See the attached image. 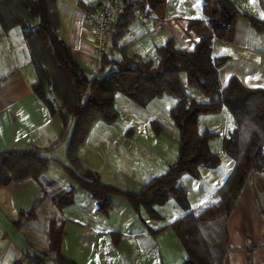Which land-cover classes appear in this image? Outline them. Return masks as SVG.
Instances as JSON below:
<instances>
[{
  "label": "trees",
  "instance_id": "16d2710c",
  "mask_svg": "<svg viewBox=\"0 0 264 264\" xmlns=\"http://www.w3.org/2000/svg\"><path fill=\"white\" fill-rule=\"evenodd\" d=\"M161 3L162 0H139L141 10L148 13ZM203 14L214 36L202 38L192 51L179 50L168 40L156 47L153 55L143 58L128 55L129 46L120 43L136 22L135 8L125 6L123 14L108 31L99 71L91 78L60 35L56 0H0V37L16 27L22 30L37 75L33 91L51 114L61 120L65 131L71 120L74 123L67 146L71 163L79 160V151L94 123L112 124L117 120V94L141 107L163 96L176 100L170 118L179 131L178 157L164 175L152 179L139 193L108 187L93 173L82 177L70 167L65 166V170L95 199L98 212L102 214L111 211L112 196L125 199L136 212L144 210L153 219L161 218L155 207L176 200L186 214L151 233L158 234L171 226L187 254L182 264H223L229 216L250 175H264V89L249 90L236 77L223 89L219 69L227 58L213 57L214 40L232 43L239 18L247 20L260 34H264V20L241 11L232 0H204ZM198 24L201 23L193 25ZM114 53H119L121 58L115 59ZM109 68L110 72L106 73ZM181 73L187 75L189 86L201 91L208 103H198L187 93L181 83ZM224 108L234 120V128L223 140V152L232 159L233 170L212 196L190 210L187 190L180 184L182 176L189 174L199 178L201 168H216L221 163L220 155L209 147L210 140L217 135L209 130L199 132L198 118ZM161 130V127L156 128L158 133ZM48 165L49 159L36 148L3 153L0 155V189L39 181ZM64 195L60 198L59 210L74 203L73 190ZM24 213L17 220L20 226ZM65 226V220L49 221V251L54 255L55 264H76L62 254ZM31 261L44 264L43 257L38 255L32 256Z\"/></svg>",
  "mask_w": 264,
  "mask_h": 264
},
{
  "label": "crops",
  "instance_id": "0c3cea01",
  "mask_svg": "<svg viewBox=\"0 0 264 264\" xmlns=\"http://www.w3.org/2000/svg\"><path fill=\"white\" fill-rule=\"evenodd\" d=\"M232 1L241 11L253 15L259 20H264V0ZM94 2L95 0H56L60 19V35L72 49L74 58L84 72L91 78L97 75L100 67V57L96 51V35L93 27L86 21L87 13L93 9ZM203 4L204 0H162V3L157 5L154 11L155 22L152 25L157 27L155 34L152 37H147L144 35L141 26L135 22L129 27L127 35L120 43L129 46L130 55H139L143 58L153 55L155 48L164 45L168 40H172L179 50L192 51L202 38L214 36L212 27L205 20ZM195 22L201 24L193 25ZM14 30L15 28L0 37V155L14 151L24 152L33 148L38 149L39 152H49L51 155L65 134L69 133L73 121H70L65 131L61 120L51 114L48 107L33 91L32 85L37 81L35 67L31 62L22 30L20 29L21 35L19 34V36ZM13 34H17L19 41L22 38L21 42L25 45V48H22L18 44L19 52L16 50L13 40L11 41ZM213 57L227 58V62L219 69V78L223 89L228 86L232 77H236L249 90L264 89V34L256 32L247 20L239 18L236 21L235 39L232 43L214 40ZM180 79L187 93L194 100L202 104L209 102L201 91L189 86L185 73L180 74ZM121 98L120 94L115 96L117 111L119 110V100H123ZM130 105L133 108L131 103ZM163 105H167V108ZM175 105V99L163 96L153 100L144 110L155 113L159 111L164 113L167 119L168 113ZM220 115H223L227 124L225 128L223 126V128L217 129L216 124L211 122L209 118ZM167 125V127H173L177 130L176 145L179 149V131L170 117L167 119ZM233 128L234 120L226 109L218 114H202L198 118L199 132L209 130L217 135L210 140L209 147L212 152L220 155L221 162L224 154L223 140ZM147 136L152 138L149 132H147ZM123 140L124 136L121 138V141ZM220 140L222 141L221 146ZM132 142L135 140L129 141L125 138L123 141L124 154L133 159L140 157L141 166L143 164L141 159L146 158L150 172L145 175H137L135 171L131 178L122 174L123 171L114 172L112 169L105 180H101V182L122 192L139 193L152 179L160 177L168 171L178 157V150L174 160L169 159L166 162L162 160L161 156L158 158L154 153L144 155L137 152ZM215 142H218V145ZM213 144L217 145L215 150L212 149ZM85 152L82 158L85 162L84 166L92 168L91 163L87 162ZM63 157L67 161V147L66 155ZM54 159L55 162L58 160ZM58 164L62 166L61 163ZM213 170L216 171V169ZM205 172L208 171L203 168L201 174ZM188 176L184 174L181 180L184 181ZM34 184L36 182L26 185L12 184L0 189V192H5L3 194L7 196L6 194L12 186H22L23 190L33 187ZM3 198L4 195L1 199ZM6 199L7 197L4 198V200ZM93 200L94 202L91 201L90 206L91 212L82 207L84 214H92V219L98 218V206L94 198ZM124 201L117 196L110 197L113 207L116 205L125 206ZM75 203L77 204L74 201L73 204ZM53 205L56 206L54 201ZM64 214L61 211L60 216L62 217ZM19 217L20 215H18V219ZM64 220L66 230L69 222ZM12 221L15 220H10V222ZM74 223L79 224V227L84 228V230L90 229L88 226L90 221L88 223L82 222V224L78 221ZM99 231L105 236H110L112 233L111 229L106 232L104 230ZM227 231L228 240L223 264H264V175L259 173L250 175L234 210L229 216Z\"/></svg>",
  "mask_w": 264,
  "mask_h": 264
},
{
  "label": "rangeland",
  "instance_id": "374dc122",
  "mask_svg": "<svg viewBox=\"0 0 264 264\" xmlns=\"http://www.w3.org/2000/svg\"><path fill=\"white\" fill-rule=\"evenodd\" d=\"M14 31L18 36L21 33L18 27ZM17 34L11 36V41L13 40L19 52L18 44L22 48H25V45L21 42L22 38L20 41L17 40ZM128 55H130L129 52ZM113 56L115 59L121 58L119 53H114ZM109 72L110 68L106 69V73ZM120 95L123 100H119L118 104L119 117L112 124L102 121L94 123L85 141L87 145L84 144L79 151V162L71 163L69 159L65 161L63 157L66 155V147L71 139L73 123L69 133L63 137L62 143L59 142L53 149V154L40 152L49 158V165L47 172L33 187L22 190V186H12L7 196L3 194L5 192H0V264H16L19 260L20 264H34L31 261L34 255L43 257L44 264H55L54 255L49 251L47 240L48 224L53 218L66 219L69 222L62 244V254L76 264H182L186 260L185 249L171 226L158 234L151 233L168 226L186 214L176 200L172 199L162 206L155 207L156 212L161 216L160 219L150 218L144 210L140 213L136 212L123 198L121 200H125L123 202L125 206H112L108 214L98 212V218L92 219V214H84L82 210L84 207L91 212V201L94 202L92 196L83 190L65 170V166L70 167L82 177H88L89 173H93L103 181L112 169L114 172L123 171L122 174L131 178L135 171L137 175L149 173L146 158L141 159L143 161L141 166L140 157L133 159L124 154L125 138L129 141L135 140L132 144L137 152L144 155L154 153L166 162L169 159L174 160L178 150L177 130L167 127L170 113L166 119L164 113L144 110L148 105L141 107L124 95ZM163 106L167 108V105ZM209 120L216 124L217 129L223 126L225 128L227 124L223 115L212 116ZM157 127L162 128L159 133L156 132ZM147 132L152 135V138L147 136ZM122 136H124L123 141H121ZM219 143L221 146L222 141L220 140ZM217 145L213 144L212 149L215 150ZM84 152L92 168L84 166L85 162L82 160ZM227 157L224 153L219 166L205 168L208 172L201 174L203 169L201 168L199 178L186 174L189 175L188 178L184 181L180 180L181 186L187 190L190 210L212 196L231 174L233 161ZM54 158L58 159L56 162L61 163L62 166L56 163ZM71 190L77 204L64 207L59 212L61 196L65 194L66 197V193ZM2 195L7 199H1ZM53 201L56 202V206L53 205ZM61 211L64 214L62 217ZM23 212L25 217L22 215L24 220L20 226L17 219ZM12 219L15 220L12 221L13 223L10 222ZM76 221L80 224L90 221L88 223L90 229L80 228L79 224L74 223ZM109 229L112 232L110 236H105L99 231L106 232Z\"/></svg>",
  "mask_w": 264,
  "mask_h": 264
},
{
  "label": "built area",
  "instance_id": "2783aa9c",
  "mask_svg": "<svg viewBox=\"0 0 264 264\" xmlns=\"http://www.w3.org/2000/svg\"><path fill=\"white\" fill-rule=\"evenodd\" d=\"M125 6H133L136 10V22L141 26L145 35L152 37L157 27L155 13L141 10L139 0H95L92 12L87 14L86 21L93 27L96 35L97 54L100 57L107 43V34L119 16L123 14Z\"/></svg>",
  "mask_w": 264,
  "mask_h": 264
}]
</instances>
